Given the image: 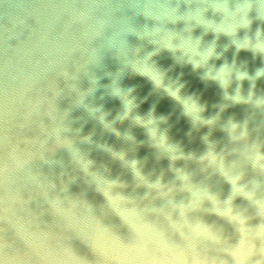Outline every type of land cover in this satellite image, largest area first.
<instances>
[{
	"label": "water",
	"instance_id": "1",
	"mask_svg": "<svg viewBox=\"0 0 264 264\" xmlns=\"http://www.w3.org/2000/svg\"><path fill=\"white\" fill-rule=\"evenodd\" d=\"M138 12V0H0V264H264V77L234 103L235 81L226 96L153 57L165 84L183 73L181 98L203 106L193 121L121 74L122 54L151 49L129 34ZM234 53L213 63L261 66ZM153 107L151 138L137 117Z\"/></svg>",
	"mask_w": 264,
	"mask_h": 264
},
{
	"label": "clouds",
	"instance_id": "2",
	"mask_svg": "<svg viewBox=\"0 0 264 264\" xmlns=\"http://www.w3.org/2000/svg\"><path fill=\"white\" fill-rule=\"evenodd\" d=\"M138 8V14L144 17L145 22L139 28L131 27L129 34L138 40H146L151 49L142 57L139 55V48L132 55L122 54L121 74H124V69H130L133 75L146 77L153 88L163 89L167 96L179 101L183 115L193 121L196 120L193 113L199 119L203 106L192 96L181 98L180 90L184 84L179 82V77L183 73L175 78V86L173 83L165 84L168 69L159 66L153 57L166 52L173 65L181 68L191 66L192 72L202 70L199 71V78L214 82L226 96V89L235 81L236 93L231 97L234 103L242 102L240 89L244 80H248L250 87L254 89L256 81L264 77V27L260 26L264 25V0H138ZM209 12L211 16L208 15ZM254 22L258 26L253 32ZM196 29H200L199 34H196ZM241 31L243 36L239 35ZM207 35H211L212 39L206 42L204 37ZM221 35L227 37L229 42L223 46V51H217ZM230 46L235 48L234 55L244 50L251 52L254 58L259 56L261 66L252 74L237 69L234 60L231 63L224 60L217 67L213 61L221 60ZM141 63L148 68L138 67ZM124 105L126 110H130L132 101H127V104L124 102ZM255 106H264V95L257 97ZM154 111V107L149 110L147 120L137 117V122L147 128L151 138L158 135L157 129L150 127L156 123V118L151 115ZM158 119L163 121L166 117ZM236 128L237 124L230 121L227 131L231 134ZM243 134L242 132L241 135ZM159 136L167 144V134L160 133Z\"/></svg>",
	"mask_w": 264,
	"mask_h": 264
}]
</instances>
